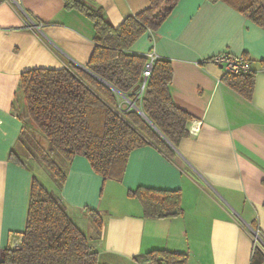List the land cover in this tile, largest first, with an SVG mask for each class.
Instances as JSON below:
<instances>
[{
    "label": "crops",
    "instance_id": "0c3cea01",
    "mask_svg": "<svg viewBox=\"0 0 264 264\" xmlns=\"http://www.w3.org/2000/svg\"><path fill=\"white\" fill-rule=\"evenodd\" d=\"M83 1L100 6L114 26L149 4ZM94 32L93 22L65 8L63 0H0V262L3 250L20 240L37 173L21 158V163L9 158L12 150L18 154L26 125L19 75L33 67L84 66ZM130 49L171 62L169 90L174 103L191 115L188 135L174 157L153 144L134 148L121 180L104 179L86 156L76 154L60 187L50 176L52 192L103 264H150L140 256L158 248L186 253L187 264H251L253 230L264 253V28L223 0H178L160 26L141 34ZM222 51L251 61L250 98L208 60ZM196 122L199 129L192 133ZM139 186L179 189L182 212L144 216L141 202L128 195ZM85 207L100 213L101 225Z\"/></svg>",
    "mask_w": 264,
    "mask_h": 264
},
{
    "label": "trees",
    "instance_id": "16d2710c",
    "mask_svg": "<svg viewBox=\"0 0 264 264\" xmlns=\"http://www.w3.org/2000/svg\"><path fill=\"white\" fill-rule=\"evenodd\" d=\"M177 1L148 0L145 9L114 26L105 19L100 6H90L83 0H63L65 8L78 10L93 22L94 47L84 67L71 64L21 71L19 90L29 121L47 138L48 146L44 148L26 125L17 141L48 169L58 187L76 154L86 156L92 169L104 179L115 180H121L129 153L136 147L153 144L167 156H175L179 141L188 135L191 115L177 106L170 94L171 62L155 59L144 92L139 94L147 57L130 47L145 31L156 30ZM223 1L264 28V0ZM260 63L264 68V60ZM254 76L251 69L238 74L225 72L223 78L250 98ZM124 98L138 109L123 106ZM57 156L64 159L63 166L57 163ZM9 158L21 163L15 150ZM128 195L141 202L146 217L165 218L182 212L179 189L139 186L129 190ZM85 211L101 225L98 211L89 207ZM141 257L150 264H187L186 253L164 248L149 250ZM263 258L264 253L254 246L251 264H260ZM0 264L103 263L69 216L65 203L34 176L19 245L6 247Z\"/></svg>",
    "mask_w": 264,
    "mask_h": 264
},
{
    "label": "built area",
    "instance_id": "2783aa9c",
    "mask_svg": "<svg viewBox=\"0 0 264 264\" xmlns=\"http://www.w3.org/2000/svg\"><path fill=\"white\" fill-rule=\"evenodd\" d=\"M146 57L147 61L142 70L141 79L139 82V94H142L144 92L146 81L151 73L154 61L158 58L157 54L154 52H149ZM208 60L215 64H219L225 72L238 74L246 73L251 70V61L243 54H233L230 52L222 51L214 54L213 56L208 58ZM195 124L196 125H193L189 130L192 133L196 132L199 129L200 123L196 122ZM253 233V240L255 243L254 246H257L256 244L262 243L261 238L257 230H253ZM19 241V238L15 239L11 246L15 247L19 245Z\"/></svg>",
    "mask_w": 264,
    "mask_h": 264
},
{
    "label": "rangeland",
    "instance_id": "374dc122",
    "mask_svg": "<svg viewBox=\"0 0 264 264\" xmlns=\"http://www.w3.org/2000/svg\"><path fill=\"white\" fill-rule=\"evenodd\" d=\"M126 103H123L124 106H126L125 104H130V101L125 99ZM20 110H22V114L24 117V121L26 124V127L30 129V131L32 132V134L37 138V141L44 147L46 148L48 146V140L47 138L41 133V131L39 129H37L35 127V125H33L29 119H28V115L26 112V108L23 107H19ZM28 120V121H27ZM17 152H18V157L21 158L22 161H24L25 163H27L28 165L32 166L33 169L37 172L36 176L39 179V181L44 185V187L48 190V191H53L54 186H53V182H51V175H49V171L48 169L40 162L36 161L32 155L30 154L29 150L27 149L26 146H24L23 144H18L17 147ZM57 163L61 166H63V164L65 163L64 159H62L61 157L57 156L55 157ZM44 171V172H43ZM51 176V177H50ZM141 260L144 261H148L146 259H144L143 257H141ZM138 258H136L135 260H138ZM150 262V261H148Z\"/></svg>",
    "mask_w": 264,
    "mask_h": 264
},
{
    "label": "water",
    "instance_id": "95a60500",
    "mask_svg": "<svg viewBox=\"0 0 264 264\" xmlns=\"http://www.w3.org/2000/svg\"><path fill=\"white\" fill-rule=\"evenodd\" d=\"M84 67V66H83ZM128 100V99H127ZM129 105H131V106H133L134 108H136V109H138L136 106H135V104L132 102V101H130V104ZM140 111V110H139ZM140 113L147 119V117L144 115V113L142 112V111H140ZM148 120V119H147Z\"/></svg>",
    "mask_w": 264,
    "mask_h": 264
}]
</instances>
